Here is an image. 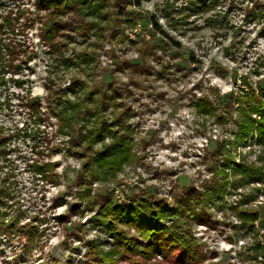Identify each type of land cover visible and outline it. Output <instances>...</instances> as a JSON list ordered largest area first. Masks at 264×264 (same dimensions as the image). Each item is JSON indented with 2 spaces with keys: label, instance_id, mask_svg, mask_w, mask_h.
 <instances>
[{
  "label": "rangeland",
  "instance_id": "374dc122",
  "mask_svg": "<svg viewBox=\"0 0 264 264\" xmlns=\"http://www.w3.org/2000/svg\"><path fill=\"white\" fill-rule=\"evenodd\" d=\"M38 1L0 0L1 17L12 16L14 26V32L10 30L1 36L6 42L11 41L17 52L22 51L14 59L10 58L11 63L20 64L21 68L0 75V116L12 124L10 128L0 124V140L5 141L0 146L3 161L0 185L7 179L8 188L3 189L8 198L1 211L8 215L7 220H19L18 231L8 233L0 229V264H92L88 242L95 241L100 249H109L110 237L90 223L100 204L94 200L93 210L82 206L80 212L70 208L73 204H82L78 193L84 187L81 180L84 166L105 144H110L106 140L112 143L113 138L107 136L103 142L96 143L94 151L84 158L72 156L66 145L68 140L61 139L65 135L59 131L60 119L52 113L54 106L49 102L53 92L65 90L71 100L84 102L93 93L89 108L95 109L98 101H105L107 110L103 116L108 122L112 121L113 114H126V124L133 132V150L139 159L125 165L112 180L96 181L93 195L101 193L116 203H130L134 194L143 191L174 205L177 197L185 196V188L199 192L204 185L215 184L223 200L217 199L215 205H199L204 218H193L185 225L197 244L199 256L193 264H264L253 259L250 247L254 234L243 230L237 217L240 211H255L264 205L258 203L264 197V183L250 180L245 173L234 172V165L223 169L222 174L215 170V164L221 169L225 161L223 157L215 160L217 143L225 140L226 134L235 137L240 122L235 107L226 108V97L232 93L245 97L249 87L256 90L264 87V80H252L253 76H264L261 71L264 69V45L261 44L264 15L246 16L254 3L264 6V0H219L213 10L189 18L177 13L187 0H165L163 7H157L159 16L144 8L151 0H108L101 9V15L107 14V18L99 20L88 15L84 19L100 26L91 28L87 36L78 30L81 16L71 13L55 18ZM177 4L180 6L176 7ZM167 6H171L168 17L165 16ZM153 16L165 34L155 32L151 23ZM160 18L166 21L164 25L159 23ZM56 24L60 27L53 43H45L43 29ZM30 31L35 35L30 36ZM55 46H60V51ZM225 60L230 63L225 64ZM41 66L44 74L37 71ZM31 76L37 80L25 78ZM229 78L235 91L222 95L220 86L213 85L212 81L219 79L228 83ZM37 83L48 96H32ZM114 90L119 95L113 96ZM201 98L218 108L224 122L198 112L196 104ZM13 100L19 102L14 104ZM32 100L39 105L36 117L27 104ZM17 116L22 119L15 121ZM229 124L234 128L228 129ZM182 125L184 131L173 135ZM217 125L222 129L220 138H215ZM197 139L208 143L203 147L189 143ZM227 147L236 165L264 168V146L257 140ZM242 149L249 151L245 153ZM83 150L79 146L73 151ZM161 153H179V156L166 155L164 160H159ZM61 154L63 160H52ZM34 162L53 164L47 169L49 178L35 173L29 166ZM76 163L80 166L76 167ZM61 186L66 191L49 198L51 189ZM64 205L68 206L65 214L52 215ZM83 209L86 211L81 214ZM89 213L94 215L81 222ZM186 222L184 219L183 224ZM124 230L133 241L140 242L134 229ZM93 231L97 237L87 239ZM59 235L65 239L60 244H52V239ZM102 236L107 238L101 239ZM249 239L251 242L239 250L220 248L221 242L238 245L239 241ZM180 257L178 252L168 258L157 255L152 262L183 264ZM138 259L132 256L119 264H133Z\"/></svg>",
  "mask_w": 264,
  "mask_h": 264
},
{
  "label": "trees",
  "instance_id": "16d2710c",
  "mask_svg": "<svg viewBox=\"0 0 264 264\" xmlns=\"http://www.w3.org/2000/svg\"><path fill=\"white\" fill-rule=\"evenodd\" d=\"M105 2L108 3V0H39L37 3L42 8L46 6L50 15L55 18L71 13L81 16L79 17L81 25L78 30L87 36L91 28L99 29L100 26L98 23H90L84 19L88 15L96 16L99 20L107 18V14L101 15V9ZM218 2L219 0H187L184 7L179 12L177 10V13L187 18L198 16L213 10ZM170 8L171 6H167L165 9L166 17L171 15ZM263 10L264 6L256 2L253 7L247 10L246 16L262 17ZM225 15L221 18H225ZM11 17L10 15L8 17L0 15V21H2L0 22L1 76L6 72H16L21 68L20 64L14 65L10 61L16 57L18 52H22L21 49H18L17 52L11 41L6 42L5 38L3 39L1 36L2 34L6 35L10 30L14 32ZM176 22L178 23V21ZM151 23L155 26V32L165 34L159 27L156 17H151ZM58 27L60 24L43 29L45 43H53ZM55 47L60 51V46ZM82 56L87 57L86 55ZM66 93H68L66 90L53 92L49 102L54 106L52 113L60 119V133L70 137L66 145H69V153L72 156L84 158L88 153L94 151L96 143L103 142L107 136L113 138L112 143L105 144L84 166L81 178L84 187L78 193V199L83 205L73 204L70 208L73 212H80L82 206V208L85 207L88 210L92 208L93 210L95 208L94 200L100 204L90 223L106 232L111 242H108V250L100 249L99 244L95 241L88 242L90 262L92 264H119L122 259L129 260L132 256H138L139 259L133 264H160L152 262L157 255L168 258L178 252L181 255L179 260L183 264H193L199 256L197 244L185 225L193 218H204V212L200 213L201 210H198V206L206 203L215 205L217 199L223 198L221 192L216 190L215 184L204 185L202 191L199 192L195 188H185V196L177 197L174 205L168 204L167 199H154L143 191L140 194H134L130 203H116L113 198L101 193L93 195V184L96 181L112 180L125 165H131L139 159L133 150V132L126 124V114H113L112 121L108 122L103 116L107 110L105 101H98L95 109L89 108L88 103L89 100H92L93 93H91L90 99L88 98L85 102L84 100H71L66 96ZM116 95H119L118 91L114 90L113 96ZM244 96L238 97L232 93L226 97L228 100L226 108L230 110L234 106L240 115V122L233 142L225 139L217 143L215 160L217 161L218 157H223L225 161L221 164V169L215 164V170L217 174H222L223 169L234 165V172L245 173L250 180L264 183L263 167L252 169L236 165L234 159L231 158V150L227 147L231 144L240 146L244 143H253L255 140L264 146V87L260 86L257 90L249 87V90L244 92ZM245 103L248 105L245 106ZM27 104L33 110L34 116H38L39 105L33 100L32 102L27 101ZM196 105L198 112L213 116L218 122H224V117L219 114L218 108L206 99H199ZM255 115L257 116L254 117ZM4 143V140H0V146ZM79 146L84 149L83 152L73 151L75 147ZM29 166L34 169L36 174L47 179L49 178L46 175L47 169L53 164L41 165L34 162ZM6 184L7 179H4L0 185V229L2 232L9 233L11 230L18 231L16 224L19 220H7L8 215L1 211V208H4L5 199L8 198L4 196L5 192L3 191V189L8 190ZM84 211L86 210L83 209L81 214ZM237 217L242 229L254 234L253 245L250 247L253 259L264 263V205L258 206L255 211H240ZM184 219L188 220L185 224H183ZM124 228L134 229L140 237V242L133 241Z\"/></svg>",
  "mask_w": 264,
  "mask_h": 264
},
{
  "label": "clouds",
  "instance_id": "9594fccd",
  "mask_svg": "<svg viewBox=\"0 0 264 264\" xmlns=\"http://www.w3.org/2000/svg\"><path fill=\"white\" fill-rule=\"evenodd\" d=\"M165 4V0H151V3H146L144 4V8L148 11V12H157V7H163ZM180 5L177 4L176 7H179ZM246 6H250V5H246ZM26 7H31L30 5H26ZM157 15L159 16V13L157 12ZM2 22V21H0ZM159 23L164 25L166 23V21L163 19V18H160L159 20ZM39 27V26H37ZM252 27H256V25H252ZM29 35L30 36H34L35 35V32L34 31H30L29 32ZM255 34H253L254 36ZM36 43H39V40L36 41ZM261 44L264 45V41H261ZM222 58V57H221ZM38 63V61H33V64H36ZM225 64H229L230 62L229 61H224ZM232 67H236V65H231ZM38 73H41V74H44L43 73V66H41V68L37 69ZM245 72H247L248 70H244ZM261 71H264V69H262ZM21 77H17V79H20ZM25 78H29L31 80H37V77L36 76H31V77H25ZM264 80V76H260V77H255L253 76L252 77V80L255 81V80ZM212 84L213 85H219L220 86V89H221V94H228V93H232L235 91V89L233 88V85L231 83V78H229V82L228 83H224L223 81L219 80V79H213L212 81ZM13 91H16V89H13ZM32 96H41V97H46L49 95V93L47 91H45V89L43 87L40 86L39 83H37L34 87V89L32 90ZM199 95V93H198ZM19 101H16V100H13V103H18ZM22 118L21 117H15V121H20ZM0 124H2L4 127H11L12 124L11 122H6L3 120V117L0 116ZM20 127H23V124H20ZM227 128L228 129H233L234 126L229 124L227 125ZM51 131V129H50ZM184 131V127L183 125L181 126L180 130L179 131H176L173 133V135L175 136H178L181 134V132ZM221 127L219 125L216 126V128L214 129V132L216 133V137L215 138H220V134H221ZM8 133H5V135H7ZM61 139L63 140H69L70 137L68 136H64V137H61ZM223 139H228V140H234L235 137L232 136L230 133L229 134H226L223 136ZM105 143H111V140H106ZM189 143H196L198 145H200L201 147H203L204 145H206L208 143L207 140H200V139H197L195 141H189ZM99 147V145H98ZM243 152H247L249 151L248 149H242ZM166 155H174V156H179V153H161L158 157L159 160H164V157ZM14 158V157H13ZM64 159V156L63 154L61 155H56L54 157H52V160L53 161H61ZM253 159H255V157H253ZM69 162H74L72 161L71 159H69ZM170 163V161L168 162ZM3 164V161L0 160V165ZM80 164L79 163H76V167H79ZM63 168L61 169H58V171H62ZM5 171H7V169H5ZM155 183V182H153ZM259 186V185H258ZM66 191V187L65 186H61L59 188H52L51 189V192L48 194L49 195V198H51V196L55 195V194H58V193H61V192H64ZM69 199H71V197H69ZM258 203H262L264 204V197H261L260 200L258 201ZM68 211V206L67 205H64V206H61L59 207L54 213H52V215H61V214H65L66 212ZM35 213H33L34 215ZM91 215H94V213H89L87 215H85L83 217V220L81 222H86L90 217ZM73 220H80L79 217H73ZM26 223V222H25ZM53 231H56V229H53ZM97 237V232L93 231L88 237L87 239H94ZM107 237H101V239H106ZM65 239L64 235H59L57 237H54L51 241L52 244H60L63 240ZM250 239L249 240H241L239 241V244L238 245H232V244H226V243H223L221 242L220 243V248L221 249H224V250H231L233 248H236L237 250L240 249L241 246L245 245V244H248L250 243ZM76 246H79V245H76ZM233 255H235V252L232 253ZM235 264V262H234Z\"/></svg>",
  "mask_w": 264,
  "mask_h": 264
}]
</instances>
